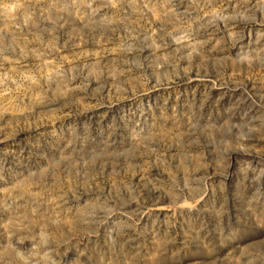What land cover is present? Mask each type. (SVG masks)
I'll return each mask as SVG.
<instances>
[{
    "label": "rangeland",
    "instance_id": "1",
    "mask_svg": "<svg viewBox=\"0 0 264 264\" xmlns=\"http://www.w3.org/2000/svg\"><path fill=\"white\" fill-rule=\"evenodd\" d=\"M0 264H264V0H0Z\"/></svg>",
    "mask_w": 264,
    "mask_h": 264
}]
</instances>
